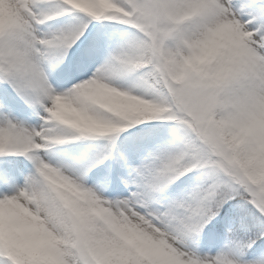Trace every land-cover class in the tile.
Segmentation results:
<instances>
[{"label":"snow or ice","instance_id":"obj_1","mask_svg":"<svg viewBox=\"0 0 264 264\" xmlns=\"http://www.w3.org/2000/svg\"><path fill=\"white\" fill-rule=\"evenodd\" d=\"M0 264H264V0H0Z\"/></svg>","mask_w":264,"mask_h":264}]
</instances>
